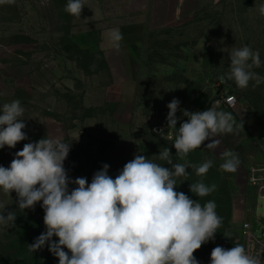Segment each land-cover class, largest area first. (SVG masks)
I'll return each mask as SVG.
<instances>
[{
	"label": "rangeland",
	"instance_id": "1",
	"mask_svg": "<svg viewBox=\"0 0 264 264\" xmlns=\"http://www.w3.org/2000/svg\"><path fill=\"white\" fill-rule=\"evenodd\" d=\"M181 1L172 0L168 26L148 33L136 54L124 50L126 68L117 71H110L98 47L108 27V0H83L80 17L65 11L68 0L0 3V105L21 101L28 137L15 148L0 149V165L8 167L25 143L45 136L71 144L64 167L71 179L86 177L89 183L104 164L115 178L137 153L170 167L158 156L165 147L174 163L199 166L211 160L213 166L204 176L189 167L188 174L177 179L176 189L202 205L214 201L222 217L215 239L194 253L200 264L208 259L210 264L214 247L234 246L242 211L255 205L239 166L230 173L220 165L224 150L235 152L239 160L254 152L252 141L243 140L250 132L245 119L249 114L264 119V83L253 86L250 81L240 89L234 81L220 78L230 69L233 48L244 45L259 52L261 66L252 70L264 77V16L258 11L264 0H184L182 10ZM222 91L235 93L238 106L218 110L231 113L238 125L243 120V128L217 135V148H206L211 142L206 140L180 158L172 145L175 135L168 139L152 131L156 126L168 128L167 104L173 98L179 99L181 109L204 111ZM177 116L179 127L187 117L179 110ZM198 181L215 184L216 190L196 197L189 185ZM16 201L15 192L9 196L0 190V212L14 210L17 215L15 225H0V264H58L47 243L34 253L28 249L46 231L40 203L23 211ZM257 213L264 219V204Z\"/></svg>",
	"mask_w": 264,
	"mask_h": 264
},
{
	"label": "clouds",
	"instance_id": "2",
	"mask_svg": "<svg viewBox=\"0 0 264 264\" xmlns=\"http://www.w3.org/2000/svg\"><path fill=\"white\" fill-rule=\"evenodd\" d=\"M84 7L83 0H68L65 11L80 17ZM258 11L264 16V3ZM121 39L114 30L112 40L117 49ZM229 55L230 69L221 82L232 80L240 89L247 88L250 81L255 82L253 86L264 83V77L252 70L261 66L258 51L244 45L233 48ZM180 103L173 98L167 104L166 116V126L176 130L172 145L180 158L201 148L206 140H211L206 148L215 149L220 144L217 135L243 128V120L238 125L231 113L218 110L215 103L204 111L181 109ZM178 110L187 117L179 127ZM24 112L19 99L0 105V149L15 148L28 138L23 131ZM70 149L71 144L62 137L45 136L25 143L8 167L0 165V190L9 196L16 193L18 209H34L40 203L44 211L46 231L28 245L30 252L47 243L58 264H200L194 253L215 239L222 217L214 201L202 205L177 191V179L186 176L189 167L197 176L206 175L213 166L211 160L199 166L174 163L170 149L165 147L158 156L170 167L137 153L115 178L108 174L109 165L104 164L89 183L86 177H69L64 162ZM221 158V170H237L240 160L235 152L224 150ZM70 184L75 187L70 189ZM189 190L196 197H205L216 190V185L198 181L190 183ZM16 219L14 210L6 215L0 212V225H15ZM251 247L239 243L228 249L216 246L210 264H264V250L252 254Z\"/></svg>",
	"mask_w": 264,
	"mask_h": 264
},
{
	"label": "crops",
	"instance_id": "3",
	"mask_svg": "<svg viewBox=\"0 0 264 264\" xmlns=\"http://www.w3.org/2000/svg\"><path fill=\"white\" fill-rule=\"evenodd\" d=\"M182 2L184 0L180 4L181 10ZM175 10L180 9L176 7ZM173 11L172 0H108V27L98 47L104 52L110 71L125 69L124 50L128 54H136L148 33L159 32L168 26ZM114 30L122 35L118 42L119 49L112 40ZM245 121L252 133L263 129L264 119L252 118L249 114ZM201 264H209V259L203 260Z\"/></svg>",
	"mask_w": 264,
	"mask_h": 264
},
{
	"label": "built area",
	"instance_id": "4",
	"mask_svg": "<svg viewBox=\"0 0 264 264\" xmlns=\"http://www.w3.org/2000/svg\"><path fill=\"white\" fill-rule=\"evenodd\" d=\"M214 103L217 109L221 106L225 109H234L238 106V99L235 93L222 91ZM160 129H162L161 126H156V130ZM159 133L172 139L175 130L164 128ZM243 140L252 141L255 147L254 152H249L240 159L239 165L245 176V186L253 195L255 205L242 211L240 233L234 242L243 244L246 248L251 245L252 254H256L264 250V219L257 213L258 208L264 204V123L263 129L258 133H245ZM261 256L264 258V253Z\"/></svg>",
	"mask_w": 264,
	"mask_h": 264
}]
</instances>
